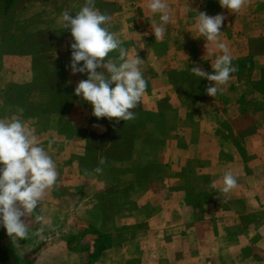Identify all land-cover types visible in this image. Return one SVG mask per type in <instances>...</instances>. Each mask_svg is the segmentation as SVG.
Listing matches in <instances>:
<instances>
[{
	"label": "crops",
	"instance_id": "crops-1",
	"mask_svg": "<svg viewBox=\"0 0 264 264\" xmlns=\"http://www.w3.org/2000/svg\"><path fill=\"white\" fill-rule=\"evenodd\" d=\"M84 1L59 0L55 15H75ZM166 3L170 21L157 40L160 14L148 0H95L128 56L144 61L148 85L135 119L120 121L125 156L103 165L89 164V147L107 128L74 95L87 74H71L73 38L62 19L41 66L20 30L0 47V118L31 128L58 172L24 218L28 237L9 238L20 264H264V0L235 13L219 0ZM196 12L226 17L219 39L237 68L214 98L206 94L213 82L189 70L211 74L222 54L197 38ZM229 171L237 186L224 194Z\"/></svg>",
	"mask_w": 264,
	"mask_h": 264
},
{
	"label": "clouds",
	"instance_id": "clouds-1",
	"mask_svg": "<svg viewBox=\"0 0 264 264\" xmlns=\"http://www.w3.org/2000/svg\"><path fill=\"white\" fill-rule=\"evenodd\" d=\"M248 0H219L222 8L239 12ZM148 9L160 14V24L153 27L154 36L162 40L170 21L166 0H148ZM63 29L70 30L73 42L70 44L71 74H87L74 89V95L81 97L92 106V115L99 118H116L115 123L135 119V109L147 90V81L140 66L143 60L128 56L122 41L109 30L111 17L95 7V0H85L75 15L64 11L61 14ZM226 17L223 14L209 16L196 12V31L199 37L222 52L211 64L212 73L199 65L190 72L199 78L213 82L206 86V94L215 97L237 71L227 45L220 41L221 27ZM118 52L117 58L110 54ZM81 62H83L81 64ZM18 111L22 114L23 109ZM51 143L48 148H51ZM105 163L104 158L99 161ZM102 173V167L94 169ZM58 180L56 163L33 130L21 119L0 118V227L9 237L25 239L29 232L24 218L36 211L47 191ZM237 186V178L231 171L223 176L220 192L230 193ZM42 217L36 216V220Z\"/></svg>",
	"mask_w": 264,
	"mask_h": 264
},
{
	"label": "trees",
	"instance_id": "trees-1",
	"mask_svg": "<svg viewBox=\"0 0 264 264\" xmlns=\"http://www.w3.org/2000/svg\"><path fill=\"white\" fill-rule=\"evenodd\" d=\"M57 1L59 0H0V47L9 42L13 31L20 30L30 45L35 66L46 63L48 55L57 49V36L61 27V19L55 15L53 7ZM115 120L116 118H104L103 124L107 132L94 135L91 140L88 162L93 167L101 165V158L106 161L125 156V153L118 152L121 144L124 145L126 141L123 137L124 143H121L120 122L115 123ZM9 238L6 230L0 227V264H20ZM26 263L28 264V260Z\"/></svg>",
	"mask_w": 264,
	"mask_h": 264
},
{
	"label": "rangeland",
	"instance_id": "rangeland-1",
	"mask_svg": "<svg viewBox=\"0 0 264 264\" xmlns=\"http://www.w3.org/2000/svg\"><path fill=\"white\" fill-rule=\"evenodd\" d=\"M238 262V264H240L241 262L240 261H237Z\"/></svg>",
	"mask_w": 264,
	"mask_h": 264
}]
</instances>
